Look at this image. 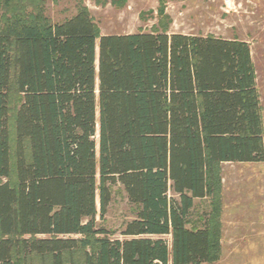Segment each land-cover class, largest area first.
Returning <instances> with one entry per match:
<instances>
[{
    "label": "trees",
    "instance_id": "1",
    "mask_svg": "<svg viewBox=\"0 0 264 264\" xmlns=\"http://www.w3.org/2000/svg\"><path fill=\"white\" fill-rule=\"evenodd\" d=\"M262 161L248 42L102 34L86 6L58 22L0 19V264H64L76 249L83 264L208 262L209 225L188 226L195 200L223 162ZM116 185L137 208L121 238L96 222Z\"/></svg>",
    "mask_w": 264,
    "mask_h": 264
},
{
    "label": "rangeland",
    "instance_id": "2",
    "mask_svg": "<svg viewBox=\"0 0 264 264\" xmlns=\"http://www.w3.org/2000/svg\"><path fill=\"white\" fill-rule=\"evenodd\" d=\"M81 6L88 8L104 34L167 28L169 32L248 41L264 128V0H232L229 7L223 0H0V19L20 13L29 22H58ZM19 100L20 95L12 91V113ZM94 139L97 143V130ZM218 175L216 190L196 199L188 217V226L207 223L210 227L212 258L200 264H264V161L222 163ZM250 209L254 211H247ZM97 210V225L108 230L110 237L121 238V228L135 217L137 208L128 201L123 188L116 185L103 217L99 215L98 200ZM164 238L171 243L170 235ZM83 256L84 249H76L65 255L64 264H83ZM16 264L50 261L49 257L33 256L24 261L17 258Z\"/></svg>",
    "mask_w": 264,
    "mask_h": 264
},
{
    "label": "crops",
    "instance_id": "3",
    "mask_svg": "<svg viewBox=\"0 0 264 264\" xmlns=\"http://www.w3.org/2000/svg\"><path fill=\"white\" fill-rule=\"evenodd\" d=\"M130 33H135V32H130ZM102 34H104V33H102ZM107 34V33H106ZM244 41H246V40H244ZM246 42H248V41H246ZM249 43V42H248ZM250 45V44H249ZM250 51H251V58H252V62H253V54H252V49H251V46H250ZM253 65H254V63H253ZM255 76H256V74H255ZM256 87H257V83H256ZM258 90V89H257ZM259 94V93H258ZM260 102V101H259ZM262 116V115H261ZM262 125H263V122H262ZM263 144H264V128H263ZM263 162V161H262ZM262 162H241V163H239V164H258V163H262ZM227 163H231V162H223V164H227ZM252 209V208H251ZM247 210V211H251V212H253L254 210ZM247 211H246V213H247ZM245 212V211H244Z\"/></svg>",
    "mask_w": 264,
    "mask_h": 264
},
{
    "label": "built area",
    "instance_id": "4",
    "mask_svg": "<svg viewBox=\"0 0 264 264\" xmlns=\"http://www.w3.org/2000/svg\"><path fill=\"white\" fill-rule=\"evenodd\" d=\"M226 7H229L232 4V0H223Z\"/></svg>",
    "mask_w": 264,
    "mask_h": 264
}]
</instances>
